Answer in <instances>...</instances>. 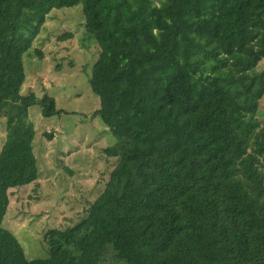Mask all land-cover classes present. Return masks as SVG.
Instances as JSON below:
<instances>
[{"label": "trees", "instance_id": "1", "mask_svg": "<svg viewBox=\"0 0 264 264\" xmlns=\"http://www.w3.org/2000/svg\"><path fill=\"white\" fill-rule=\"evenodd\" d=\"M80 5L117 164L28 260L3 222L11 190L40 175L29 110L65 111L22 95L24 56L53 10ZM263 59L264 0H0V264H264Z\"/></svg>", "mask_w": 264, "mask_h": 264}, {"label": "rangeland", "instance_id": "2", "mask_svg": "<svg viewBox=\"0 0 264 264\" xmlns=\"http://www.w3.org/2000/svg\"><path fill=\"white\" fill-rule=\"evenodd\" d=\"M98 57L99 46L85 31L81 5L53 10L24 56L22 95L53 97L57 109L65 111L46 118L39 105L29 110L40 175L31 185L11 190L3 222L28 260L48 257L45 234L77 223L104 190L117 164L105 150L116 146L118 139L100 118H93L100 99L92 92L89 78ZM257 70L264 72V59ZM259 118L264 122V97ZM5 138V120L0 119V152ZM108 264L120 263L111 260Z\"/></svg>", "mask_w": 264, "mask_h": 264}]
</instances>
